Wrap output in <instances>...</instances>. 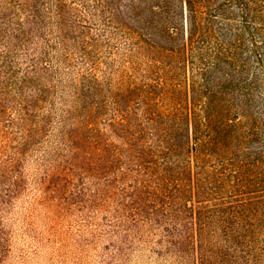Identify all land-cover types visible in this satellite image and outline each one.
<instances>
[{"label":"trees","instance_id":"1","mask_svg":"<svg viewBox=\"0 0 264 264\" xmlns=\"http://www.w3.org/2000/svg\"><path fill=\"white\" fill-rule=\"evenodd\" d=\"M21 202L33 254L264 264V0H0V264Z\"/></svg>","mask_w":264,"mask_h":264},{"label":"rangeland","instance_id":"2","mask_svg":"<svg viewBox=\"0 0 264 264\" xmlns=\"http://www.w3.org/2000/svg\"><path fill=\"white\" fill-rule=\"evenodd\" d=\"M25 205V202L19 203V206L15 208L14 213L11 215L10 223L12 231L14 232V241L16 245L12 254L11 264H20L21 262L19 260H23L24 264H103L101 262L102 255H97L95 248L97 249L98 247L95 244L77 249L78 247L67 242L61 255H57L56 252L52 255L51 253L45 252H41L39 255L33 254L32 251L34 250V246L31 237H39L44 227L41 216L38 212L29 214L28 217L26 216V222L23 220L21 217L23 215L21 214L24 213ZM70 222L72 221H69L68 224L72 225L71 227H75V225L73 226ZM57 225L58 227L64 228L61 223H58ZM73 229H71V235L74 236L73 232L75 231ZM133 257H135L136 260L139 259V261H131L130 264H154L152 259H149V256L147 255H144L142 258H138L136 255Z\"/></svg>","mask_w":264,"mask_h":264}]
</instances>
